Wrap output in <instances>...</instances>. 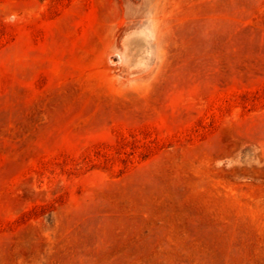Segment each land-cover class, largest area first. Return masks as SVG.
I'll return each mask as SVG.
<instances>
[{"label": "rangeland", "instance_id": "374dc122", "mask_svg": "<svg viewBox=\"0 0 264 264\" xmlns=\"http://www.w3.org/2000/svg\"><path fill=\"white\" fill-rule=\"evenodd\" d=\"M0 264H264V0H0Z\"/></svg>", "mask_w": 264, "mask_h": 264}]
</instances>
